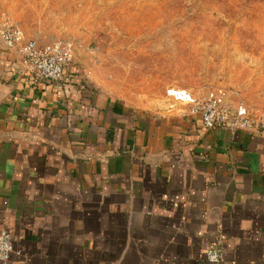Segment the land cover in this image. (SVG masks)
Returning <instances> with one entry per match:
<instances>
[{"label":"crops","instance_id":"obj_1","mask_svg":"<svg viewBox=\"0 0 264 264\" xmlns=\"http://www.w3.org/2000/svg\"><path fill=\"white\" fill-rule=\"evenodd\" d=\"M17 61L0 45V264H264V134L139 106L80 66L35 84Z\"/></svg>","mask_w":264,"mask_h":264},{"label":"rangeland","instance_id":"obj_2","mask_svg":"<svg viewBox=\"0 0 264 264\" xmlns=\"http://www.w3.org/2000/svg\"><path fill=\"white\" fill-rule=\"evenodd\" d=\"M0 13L26 39L71 43L85 78L139 106L182 95L264 112V0H0Z\"/></svg>","mask_w":264,"mask_h":264},{"label":"built area","instance_id":"obj_3","mask_svg":"<svg viewBox=\"0 0 264 264\" xmlns=\"http://www.w3.org/2000/svg\"><path fill=\"white\" fill-rule=\"evenodd\" d=\"M0 45L15 53L17 65L23 77L30 82L58 83L64 85L71 79L72 70L77 65L71 43L43 45L33 39H25L21 28L8 15L0 14ZM170 95H176L171 92ZM178 100L190 105V109L200 115V121L207 129L223 128L235 132L238 129L264 134V112L253 114L245 108L231 109L218 98L197 100L178 95ZM13 244L10 235L0 232V263H6ZM206 256L211 263H219L223 257L220 242H211Z\"/></svg>","mask_w":264,"mask_h":264},{"label":"water","instance_id":"obj_4","mask_svg":"<svg viewBox=\"0 0 264 264\" xmlns=\"http://www.w3.org/2000/svg\"><path fill=\"white\" fill-rule=\"evenodd\" d=\"M171 105V101H168L166 103L163 104H158L156 107L160 110H164V109H168Z\"/></svg>","mask_w":264,"mask_h":264}]
</instances>
